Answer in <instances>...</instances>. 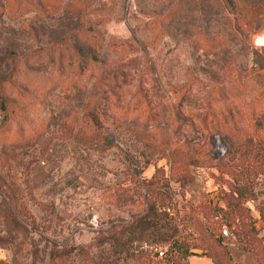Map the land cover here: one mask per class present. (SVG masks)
I'll use <instances>...</instances> for the list:
<instances>
[{
	"label": "rangeland",
	"instance_id": "1",
	"mask_svg": "<svg viewBox=\"0 0 264 264\" xmlns=\"http://www.w3.org/2000/svg\"><path fill=\"white\" fill-rule=\"evenodd\" d=\"M256 37L264 0H0V264H264Z\"/></svg>",
	"mask_w": 264,
	"mask_h": 264
},
{
	"label": "trees",
	"instance_id": "2",
	"mask_svg": "<svg viewBox=\"0 0 264 264\" xmlns=\"http://www.w3.org/2000/svg\"><path fill=\"white\" fill-rule=\"evenodd\" d=\"M244 140H245L244 145H246L248 148L251 147V143H250L251 138L245 137ZM110 144H111V140L106 136H102V137H100V139H98L96 146H98L101 149H104V148L109 147ZM254 162L255 163H263V162H258L257 159ZM235 206H236V204H234L232 206V210H235ZM227 216H229V212H228V215H226V217ZM213 222L216 223L217 220H215V221L213 220ZM160 241L161 240H159L158 238L155 240H150L144 244L145 246L139 245L137 247L136 251L138 253L147 251V254H148L149 252L152 251V249L156 248L158 242H160ZM162 241H168L169 242V244L167 245L165 250L161 251V256H162L161 259L164 262L171 261V262L176 264L178 261L183 260L187 256L194 255L190 251L189 247L183 241H181L177 237V235L173 232L170 233L169 235H167V238H163ZM157 253H158L157 249H154L153 254L156 255ZM147 260H148V262H150L149 258ZM145 264H148V263H145Z\"/></svg>",
	"mask_w": 264,
	"mask_h": 264
},
{
	"label": "crops",
	"instance_id": "3",
	"mask_svg": "<svg viewBox=\"0 0 264 264\" xmlns=\"http://www.w3.org/2000/svg\"><path fill=\"white\" fill-rule=\"evenodd\" d=\"M195 264H210V259L205 256V255H201L196 257V259H194Z\"/></svg>",
	"mask_w": 264,
	"mask_h": 264
},
{
	"label": "built area",
	"instance_id": "4",
	"mask_svg": "<svg viewBox=\"0 0 264 264\" xmlns=\"http://www.w3.org/2000/svg\"><path fill=\"white\" fill-rule=\"evenodd\" d=\"M263 42H264V41H263V39H262L261 37H256L255 40H254V43H255L256 45H260V44H262ZM221 234H222V235H226V234H227L225 228H222V229H221ZM158 253H159V255H161V251H158Z\"/></svg>",
	"mask_w": 264,
	"mask_h": 264
}]
</instances>
